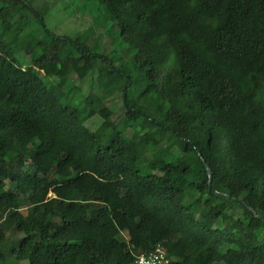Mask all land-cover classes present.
Masks as SVG:
<instances>
[{
    "label": "trees",
    "instance_id": "obj_1",
    "mask_svg": "<svg viewBox=\"0 0 264 264\" xmlns=\"http://www.w3.org/2000/svg\"><path fill=\"white\" fill-rule=\"evenodd\" d=\"M94 1L129 60L0 0V264H264V0Z\"/></svg>",
    "mask_w": 264,
    "mask_h": 264
},
{
    "label": "rangeland",
    "instance_id": "obj_2",
    "mask_svg": "<svg viewBox=\"0 0 264 264\" xmlns=\"http://www.w3.org/2000/svg\"><path fill=\"white\" fill-rule=\"evenodd\" d=\"M31 6L34 9H38L39 14L44 20V24L54 34L68 35L73 37L77 34H85L84 39L88 43L93 44L95 40H98L100 44V50L102 54H109L112 48H116L115 52L120 54L123 59L129 60L131 54L124 46L117 44V26L113 24L111 27L109 24L102 21L103 9L99 7L94 0H29ZM38 16L35 13L27 12L16 25L22 26L23 29L20 33L27 38L42 35V27H37ZM8 39V37H5ZM117 38V39H116ZM19 59H23L24 64H28V57L23 50H15ZM132 75L139 81L141 78V72L138 70H132ZM95 74L88 75L84 78H77L72 76L73 82L81 88V91L85 94L90 93L94 87ZM142 84V83H141ZM142 86L138 85L134 91H138ZM101 91V89H99ZM100 93V92H99ZM111 110L112 120L118 124L121 122L125 109L124 103L121 98V93L112 94L106 99L105 103ZM101 122V118L98 115L92 116L85 122V125L94 130ZM124 133L129 136L131 129L127 126L124 127ZM173 150V149H172ZM174 153L180 154L179 151L173 150ZM20 233L10 232L7 235L9 242L18 238ZM6 264H28L26 261L10 260Z\"/></svg>",
    "mask_w": 264,
    "mask_h": 264
},
{
    "label": "built area",
    "instance_id": "obj_3",
    "mask_svg": "<svg viewBox=\"0 0 264 264\" xmlns=\"http://www.w3.org/2000/svg\"><path fill=\"white\" fill-rule=\"evenodd\" d=\"M132 264H168V259L164 248L158 244L149 252L137 255Z\"/></svg>",
    "mask_w": 264,
    "mask_h": 264
}]
</instances>
